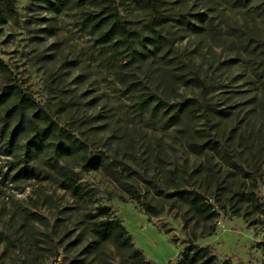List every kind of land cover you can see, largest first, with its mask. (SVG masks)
I'll list each match as a JSON object with an SVG mask.
<instances>
[{
  "label": "rangeland",
  "instance_id": "obj_1",
  "mask_svg": "<svg viewBox=\"0 0 264 264\" xmlns=\"http://www.w3.org/2000/svg\"><path fill=\"white\" fill-rule=\"evenodd\" d=\"M261 1L250 12L236 0H155L165 14L177 20L184 15L182 22L201 30L169 22L165 33L173 42L171 61L160 66L150 59L124 69L114 66L108 50L95 44L80 11H57L41 0H7L9 8L0 2V61L7 69L0 73V90L18 86L60 128L85 142L91 154L102 152L117 159L161 187L168 185L167 172L175 171L180 183L209 194L223 182L228 167L217 156L207 158L188 148V141L199 144L208 139L203 121L170 127L159 114L138 106L140 93L172 101L199 99L197 89L180 81L199 77L215 89L207 96L209 105L223 112L213 123L212 134L219 132L242 161L260 166L257 197L264 205ZM114 2L130 29L142 31L149 22L148 11L139 3ZM202 15L209 23L204 17L200 21ZM125 79L141 82L143 90L130 89ZM14 105L18 100L10 96L0 106L3 119L4 109ZM14 161L0 153V264H142L109 244L94 245L88 215L98 206L107 207L120 220L145 262L177 264L193 233L195 244L212 248L219 264H264V253L256 247L264 243L261 225L250 226L240 217L219 213L212 222L214 233L201 237V223L192 220L184 227L181 213L168 209L166 199H158L150 186L125 173L124 180L143 200L164 206L162 214L145 215L103 172H86L74 160L66 161L67 168L89 191L87 202L63 190L51 173L15 177L24 164L14 166Z\"/></svg>",
  "mask_w": 264,
  "mask_h": 264
},
{
  "label": "trees",
  "instance_id": "obj_2",
  "mask_svg": "<svg viewBox=\"0 0 264 264\" xmlns=\"http://www.w3.org/2000/svg\"><path fill=\"white\" fill-rule=\"evenodd\" d=\"M51 9L77 10L82 13L83 23L91 28L95 35L96 45L108 50V59L118 69L133 68L150 59L160 66L171 61L173 42L165 33L166 24L176 22L189 26L194 31L200 28L182 22L184 15L175 16L162 12L155 0H126L139 3L148 11L149 22L142 31L130 29L127 22L121 17L114 0H41ZM257 0H236L250 12ZM9 8L7 0H0ZM264 8V0L261 1ZM211 7V5H209ZM200 21L203 20L202 16ZM209 23V19L204 17ZM155 61V62H154ZM7 69L0 61V73L5 74ZM128 87L135 91L143 90L141 82L124 80ZM181 83L199 91L200 97L183 98L176 101L169 100L164 95L140 93L138 106L148 107L157 113L166 126H176L184 123L188 127L194 120L201 119L208 132V139L203 143L188 141V148L196 149L197 154L217 156L227 165L222 183H216L208 194L201 188L178 181L175 171H168V185L161 187L152 183L146 175L134 172L117 159H110L102 152L91 154L85 142L71 132L60 128L52 116L29 95L14 86H6L0 90V106L10 96L17 98L19 105L4 109V119L0 108V153L13 157L14 166L23 163L16 172L17 178H35L39 172L51 173L60 180L63 190L82 202L91 199L89 191L81 187L74 178L66 161L71 159L77 162L84 171H101L112 183L129 196L145 215L158 216L163 213L162 204H152L143 200L137 188L124 180L123 174L134 177L141 183L151 187L155 197L166 199L168 209L181 213L184 227L192 220L202 225L201 237H209L214 233V224L219 213H230L233 217H240L250 226L264 227V205L257 197V189L261 180L260 166L249 165L241 160L224 144L219 132L213 131V123L223 112L216 110L207 102V96L215 89L199 77L181 78ZM23 145L20 146V143ZM211 156V157H212ZM28 163L32 164L29 166ZM36 171V174L34 173ZM240 175V176H239ZM247 183H243V182ZM264 181V180H263ZM238 183L241 186L237 185ZM105 206H98L93 214L88 215L90 220V234L94 245L109 244L118 252H122L131 260L145 262L141 252L135 249L130 236L121 225L120 220L111 215ZM183 250L178 255L177 264H219L212 248L199 247L195 244L192 233L185 240ZM264 253V243L256 245ZM223 264H231L229 261Z\"/></svg>",
  "mask_w": 264,
  "mask_h": 264
}]
</instances>
